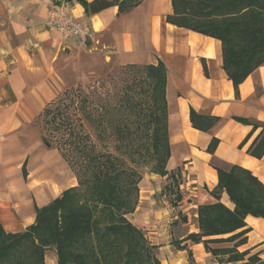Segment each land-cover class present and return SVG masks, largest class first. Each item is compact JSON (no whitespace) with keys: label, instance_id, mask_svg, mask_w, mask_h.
Here are the masks:
<instances>
[{"label":"crops","instance_id":"crops-1","mask_svg":"<svg viewBox=\"0 0 264 264\" xmlns=\"http://www.w3.org/2000/svg\"><path fill=\"white\" fill-rule=\"evenodd\" d=\"M59 6L71 9L76 17L89 23L92 31L87 41L89 52L106 51L129 64L155 65L158 61L164 64L170 148L166 169H180L190 179L194 197L190 206H195V223H140L137 210L128 218L146 232L149 243L157 246L156 256L161 264H220L202 242L185 237L199 231L197 207L216 201L210 194L217 184L215 165L223 168L238 165L264 184V153L257 156L249 152L253 149L260 153L264 145V138L258 142L264 132V63L239 83L235 94L222 67L221 42L167 22L166 16L172 13L171 0H142L124 12L114 5L90 15L76 0H0V163L21 147V140L28 143L23 134L24 123L40 115L70 77L83 70V49L87 44L63 38L46 25L50 12ZM190 109L217 120L207 131L194 128ZM212 138L218 142L210 153L207 147ZM19 169L25 180L27 155ZM49 192L47 197L32 200L29 223L0 222V226L12 233L24 230L35 221L34 206H44L61 194L54 193L51 187ZM145 197L149 200L143 199L142 203L139 200L137 208L152 202L149 194ZM220 201L230 209L234 206L225 192L221 193ZM174 207L176 203L163 200L158 216L170 217ZM245 223L250 231L237 250H249L248 255L257 253L264 262V218L247 215ZM12 227L21 228L11 230ZM232 245L233 242L211 244L216 248ZM43 264H58L53 251L45 253Z\"/></svg>","mask_w":264,"mask_h":264},{"label":"trees","instance_id":"trees-1","mask_svg":"<svg viewBox=\"0 0 264 264\" xmlns=\"http://www.w3.org/2000/svg\"><path fill=\"white\" fill-rule=\"evenodd\" d=\"M76 1L90 15L114 5L119 12L128 11L142 0ZM171 4L172 13L166 16L167 22L221 42L222 67L237 94L239 83L264 63V0H171ZM143 69L148 79L145 90L148 108L147 113L140 114L137 126L140 131H146L154 159L151 172L163 176L170 156L166 71L161 61L145 65ZM216 120L190 109L194 128L207 131ZM116 128L122 139L130 136L124 120ZM86 137L75 133L72 147L82 158L79 168L85 177L48 204L34 206L35 221L23 231L7 232L0 226V264H43L45 251L50 247L55 249L58 264H161L154 254L157 246L150 244L143 232L126 218L137 203L140 174L106 150L99 151L91 143H77V139ZM263 138L264 132L258 142ZM42 140L46 145L50 142L44 135ZM217 142L216 138L210 141L207 147L210 153ZM249 152L261 156L264 145L260 153L253 149ZM214 169L217 184L210 194L216 201L197 207L199 231L185 238L202 242L220 264H264L257 253L248 255L249 250H237L246 242L245 234L250 231L245 217L264 218V184L238 165L228 168L215 165ZM222 192L233 203L232 209L220 201ZM181 198L177 193L176 200ZM224 234L230 235L203 239ZM221 242H233V245L211 246ZM178 247L185 248V245Z\"/></svg>","mask_w":264,"mask_h":264},{"label":"rangeland","instance_id":"rangeland-1","mask_svg":"<svg viewBox=\"0 0 264 264\" xmlns=\"http://www.w3.org/2000/svg\"><path fill=\"white\" fill-rule=\"evenodd\" d=\"M89 39L80 43L87 44ZM87 48L88 44L83 49V70L78 76H71L41 114L24 123L23 134L28 143L21 140V147L0 163V203H3L0 222L5 225L29 223L34 198L49 196L50 187L57 194L68 185H78V179L85 177L79 168L82 158L72 148L73 137L78 133V136L86 134L87 137L77 139V143H91L99 151L106 150L140 174L134 209L138 212L140 223H195V206H190L194 200L190 179L180 169L168 171L166 165V176L151 172L154 159L146 131H140L137 126L140 114L147 113L148 108L145 65L124 63L116 54L99 50L89 52ZM123 120L127 123L130 136L122 139L116 127ZM43 135L50 141L49 145L43 142ZM25 155L28 176L24 180L19 168ZM177 193L184 201L176 200ZM148 194L152 202L137 208L139 200L141 203L143 199L149 200L145 197ZM163 200L176 202L170 217L158 216ZM130 214H126L128 220ZM173 216L176 218L171 219ZM129 221L132 223V220ZM20 228L12 227L11 230ZM139 229L145 236L146 232ZM49 251L56 255L54 247L48 248L45 253Z\"/></svg>","mask_w":264,"mask_h":264},{"label":"built area","instance_id":"built-area-1","mask_svg":"<svg viewBox=\"0 0 264 264\" xmlns=\"http://www.w3.org/2000/svg\"><path fill=\"white\" fill-rule=\"evenodd\" d=\"M46 25L49 29L59 32L63 38H73L81 43L92 35L89 23L76 17L73 11L65 6L53 9Z\"/></svg>","mask_w":264,"mask_h":264},{"label":"water","instance_id":"water-1","mask_svg":"<svg viewBox=\"0 0 264 264\" xmlns=\"http://www.w3.org/2000/svg\"><path fill=\"white\" fill-rule=\"evenodd\" d=\"M49 145V144H48Z\"/></svg>","mask_w":264,"mask_h":264}]
</instances>
